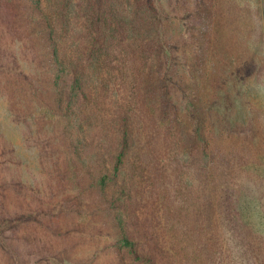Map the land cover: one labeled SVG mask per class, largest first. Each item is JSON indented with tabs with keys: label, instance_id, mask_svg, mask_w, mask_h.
Returning a JSON list of instances; mask_svg holds the SVG:
<instances>
[{
	"label": "rangeland",
	"instance_id": "obj_1",
	"mask_svg": "<svg viewBox=\"0 0 264 264\" xmlns=\"http://www.w3.org/2000/svg\"><path fill=\"white\" fill-rule=\"evenodd\" d=\"M105 2L0 0V264H264V0H158L156 104Z\"/></svg>",
	"mask_w": 264,
	"mask_h": 264
},
{
	"label": "trees",
	"instance_id": "obj_2",
	"mask_svg": "<svg viewBox=\"0 0 264 264\" xmlns=\"http://www.w3.org/2000/svg\"><path fill=\"white\" fill-rule=\"evenodd\" d=\"M158 0H107L99 11H91L89 13V30L90 39L88 45V51L86 59L87 61L96 59L97 61L102 57L104 53H109L104 44L109 43L108 38H112L113 34L117 33L121 39H118L119 54L129 57L131 49L137 53V59L151 60L149 65L150 72L148 76L145 75V82L148 84V90H152V94L149 95V100L154 101V104L158 98L156 92L162 85L161 79L155 74V70L160 67V50L165 52L168 49L166 39H162L161 31V15L158 10ZM94 10V8H92ZM40 12V11H39ZM44 13V12H43ZM40 12L41 15H44ZM262 34L264 35V25L260 26ZM95 32V35L92 33ZM252 41V40H251ZM54 40L51 38V48L54 50L53 58L56 65H61V72H65L62 60L58 58V51L56 50V44L54 46ZM173 49V44H171ZM131 48V49H130ZM264 49V45H263ZM156 59V60H154ZM72 79L69 91L67 92V108L74 101L78 100V95L85 96V88L80 75L82 70L78 72L79 64L76 62L73 65ZM130 66V65H128ZM141 70L139 67L135 68L134 72ZM132 72L131 78L135 76ZM77 73V75H75ZM161 83V85H160ZM80 104L77 108H80ZM73 113V111H72ZM77 114V113H76ZM69 115V112L67 113ZM118 127L121 132L120 147H124L128 143L127 131L122 130V126L127 123V116L119 112L118 114ZM125 125V126H126ZM118 156V155H117Z\"/></svg>",
	"mask_w": 264,
	"mask_h": 264
},
{
	"label": "clouds",
	"instance_id": "obj_3",
	"mask_svg": "<svg viewBox=\"0 0 264 264\" xmlns=\"http://www.w3.org/2000/svg\"><path fill=\"white\" fill-rule=\"evenodd\" d=\"M223 236L226 241L228 250L231 252L233 257H237L241 252V248L239 247L237 240L234 238L233 233L228 229H224Z\"/></svg>",
	"mask_w": 264,
	"mask_h": 264
}]
</instances>
